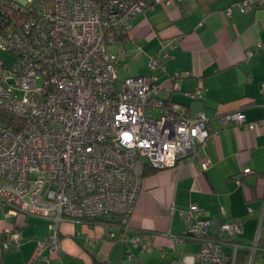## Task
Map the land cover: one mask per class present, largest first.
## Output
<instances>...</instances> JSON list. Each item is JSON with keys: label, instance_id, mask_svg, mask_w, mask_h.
Instances as JSON below:
<instances>
[{"label": "built area", "instance_id": "built-area-1", "mask_svg": "<svg viewBox=\"0 0 264 264\" xmlns=\"http://www.w3.org/2000/svg\"><path fill=\"white\" fill-rule=\"evenodd\" d=\"M256 1L241 0L236 6L240 9ZM16 2H30L32 15L0 30V46L14 55L12 65L0 58V203L8 213L51 220L50 232L37 240L36 258L44 259L45 246L51 252L58 250L62 220L86 222L104 214H129L145 166H171L194 150L196 142L205 139L207 118L203 113L190 116L185 105L154 97L163 86L154 76L118 77V55L110 49L116 39L112 28L127 30L146 4ZM156 64L157 59L150 58L149 65ZM173 85L169 82L167 87ZM200 92L198 84L189 96ZM222 119L237 128L258 124L246 121L241 111ZM207 164L208 160L202 162V168ZM180 215L184 235L203 239L197 252L181 255L174 264L204 260L236 264L239 244L231 241L228 256L219 241L204 239L206 223L196 205ZM220 228L229 240L241 231L237 221ZM6 232L11 241L19 242L16 230ZM258 237L259 231L246 244L244 264H254ZM130 241L136 245L139 237ZM128 258L141 264L131 253Z\"/></svg>", "mask_w": 264, "mask_h": 264}, {"label": "crops", "instance_id": "crops-1", "mask_svg": "<svg viewBox=\"0 0 264 264\" xmlns=\"http://www.w3.org/2000/svg\"><path fill=\"white\" fill-rule=\"evenodd\" d=\"M238 1L154 3L110 45L117 64L128 67L120 76L116 66L119 78L154 76L163 85L154 97L185 105L190 116H206L205 139L174 165L143 176L125 225H60L58 250L45 246V260L36 258V248L51 230L47 220L8 213L0 203V264H134L128 253L141 264H174L202 243L182 235L180 213L191 204L206 223L204 239L226 235L220 227L235 221L241 231L231 238L244 244L259 231L254 264H264V3L239 9ZM152 57L157 64L147 68ZM198 84L200 95L189 96ZM234 111L258 124L237 128L222 119ZM8 229L18 232L19 242L9 239ZM132 236L139 243L133 245Z\"/></svg>", "mask_w": 264, "mask_h": 264}, {"label": "trees", "instance_id": "trees-1", "mask_svg": "<svg viewBox=\"0 0 264 264\" xmlns=\"http://www.w3.org/2000/svg\"><path fill=\"white\" fill-rule=\"evenodd\" d=\"M126 1H135L137 3H141L144 7L145 4L146 6H148L147 8H150L154 3L152 0H126ZM179 1V0H178ZM258 1V0H257ZM254 2L256 5H261L264 2ZM30 2H25L23 4H20L18 2H16V0H0V30H3L4 26L7 23L10 22H14V21H19L20 19L26 17V16H30L32 15V9L29 7ZM112 30L114 31L115 34V38H120L122 39L123 36H125L126 34V30L122 31L120 28H112ZM157 168L146 165L144 168V175L147 173H150L154 170H156ZM129 214H104V215H100V216H95L93 218H86V223H93V222H112L118 225H125L127 218H128ZM183 236L184 232L182 233ZM221 238V239H220ZM228 235H220L219 237H210L211 240L213 241H219L221 243V247L223 249V252H225L226 254H228V256L230 255L229 252H231V241H235L237 242L239 245L237 247L236 250V264H244L246 257L248 255V248L246 247V244L242 243L241 241H239L238 239H233L231 238L230 240L228 239ZM193 239V238H192ZM202 240L203 238H197ZM228 247L229 251H224L225 249L223 248V246ZM259 246V245H258ZM262 247H264V245H262ZM199 262V261H198Z\"/></svg>", "mask_w": 264, "mask_h": 264}, {"label": "rangeland", "instance_id": "rangeland-1", "mask_svg": "<svg viewBox=\"0 0 264 264\" xmlns=\"http://www.w3.org/2000/svg\"><path fill=\"white\" fill-rule=\"evenodd\" d=\"M21 1H23V0H21ZM143 11H145V10H143ZM143 11H141V12H139V13H142ZM0 58L4 59L8 65H12L13 62H14V55H13L10 51H8L7 49H5V48H3V47H1V46H0ZM118 64H119V65H118ZM118 64H117L118 74H119L120 76H123L124 73L128 72V67L125 66L124 68H121V67H122V62H119ZM147 68H151V66L148 64ZM147 68H146V66L144 67L145 70H147ZM154 113L157 114V113H158V110L155 109V110H154ZM38 217L41 218V219H45V220H47V222H48V224H49L48 226L50 227V225H51V220H49V219H47V218L40 217V216H38ZM64 224H65V225H68V226H71V227H72V225H73V228H76L78 225H79V226H80V225H83V223L80 222V221H78V220L71 219V218H67L66 220H62V221L59 223V228H60V225H64ZM75 226H76V227H75ZM77 229H78V228H77ZM74 231H76V229H75ZM74 231H73V232H74ZM81 235H82V234H81ZM55 255H56V254H55ZM56 259L60 260L59 258H56ZM208 263H209V262H208ZM210 264H212V263H210Z\"/></svg>", "mask_w": 264, "mask_h": 264}, {"label": "clouds", "instance_id": "clouds-1", "mask_svg": "<svg viewBox=\"0 0 264 264\" xmlns=\"http://www.w3.org/2000/svg\"><path fill=\"white\" fill-rule=\"evenodd\" d=\"M180 131H184L183 129H180ZM193 134H195V133H193Z\"/></svg>", "mask_w": 264, "mask_h": 264}]
</instances>
